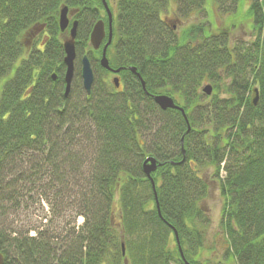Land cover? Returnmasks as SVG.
<instances>
[{"label": "trees", "instance_id": "16d2710c", "mask_svg": "<svg viewBox=\"0 0 264 264\" xmlns=\"http://www.w3.org/2000/svg\"><path fill=\"white\" fill-rule=\"evenodd\" d=\"M209 5L237 22L245 7L248 47H230L227 25L207 18L179 33L162 18L173 7L187 19ZM64 6L79 9L82 22L67 97L58 26ZM96 7L93 0H0V213L37 186L49 205L73 194L84 218L63 238L58 228L30 236L0 226V264H122L119 241L129 248L133 236L129 264H183L177 245L175 252L167 246L173 230L194 264L210 223L200 205L209 178L223 200L220 226L231 257L264 264V0H119L117 38L107 51L109 66L120 69L118 90L97 83V73L108 72L89 45ZM43 33L45 41H36ZM83 55L94 74L89 96ZM75 75L82 99L73 101ZM205 82L214 94L202 93ZM159 94L183 108L187 123L179 111L157 107L151 96ZM148 157L157 163L154 190L142 167Z\"/></svg>", "mask_w": 264, "mask_h": 264}, {"label": "rangeland", "instance_id": "374dc122", "mask_svg": "<svg viewBox=\"0 0 264 264\" xmlns=\"http://www.w3.org/2000/svg\"><path fill=\"white\" fill-rule=\"evenodd\" d=\"M107 2L108 5L111 6L110 10L113 13V10H115V0H107ZM173 9L174 7L170 12L163 15L162 18L167 24H171L174 26V30L176 33H179L182 28L188 24L207 18L208 21L213 24V27H224L225 25H227V28L229 29L230 47L245 48L250 45L252 37H250L249 31L247 30L248 23L241 18L244 15L243 11H245V7L243 8L244 10L241 11L242 13L239 14L240 16L237 18L239 20L238 22L236 20H231L226 16H221L210 5L206 7L205 12H195L190 18L187 19L176 18L177 16L175 15V10ZM228 20H230V22H228ZM232 23H235L236 25L235 28H232L230 30L229 25H232ZM45 36L46 34L44 33L40 34L38 36L39 39H36V41L44 38ZM113 78L114 77L109 73L103 74L99 72L97 73L96 79L97 83L105 82V86H112ZM119 78L121 82V77ZM229 82L230 81H224L223 84L219 86V92H222L223 88ZM207 85H210L213 91V85L210 82L203 83L202 88ZM77 93L78 84L77 76L75 75L71 93L73 101L82 99L81 94H79V97L76 98ZM212 93L214 94V92ZM207 182L208 193L206 198L200 203V205L209 218L210 223L204 233V241L201 248L202 251H200L199 249L197 256L191 259V262H194V264H236L235 260L229 253L230 251L228 249L229 245L227 242V238L220 226L223 200L220 196L218 185L210 178ZM35 187L37 186H30L28 189L22 190L20 192V195L18 196L19 200H17L15 204L3 203L5 208L4 211L0 213V226H2V228H4L8 232L13 231L21 234L27 232L30 236L35 235L37 230L51 232L53 231V229L56 230L58 228L62 231L61 237L63 238L66 237L67 232L70 229H75L76 231H78L83 227L84 218H82L81 216H76L79 208L74 206L77 203L74 202L73 194L69 195V197H66V195H64V197H62L61 199L57 198L55 200L54 197H52V199L50 200L51 205H49V202L35 191ZM52 208H55V210H52ZM128 240L132 241L129 248L134 252V244L138 239L137 237L133 236ZM166 240L168 249H171L172 252H175L177 243L175 242L173 234H167ZM120 243L123 244L122 247H124L123 249L125 251L124 261L122 264H129V258H131V255H129V248H127V244L123 241L120 240L119 244ZM194 259H196V261ZM169 264L179 263H177V261H169Z\"/></svg>", "mask_w": 264, "mask_h": 264}, {"label": "water", "instance_id": "95a60500", "mask_svg": "<svg viewBox=\"0 0 264 264\" xmlns=\"http://www.w3.org/2000/svg\"><path fill=\"white\" fill-rule=\"evenodd\" d=\"M101 2H102L103 7L105 8V10L107 12V15H108L109 34H108L107 42L102 47V53H101V58L99 60V64L103 69L110 71L114 74H118L120 72V69L113 70L112 68H110L107 57H106V49L110 45L111 38H112L111 14H110L108 6L106 4V0H101ZM67 13H68L67 7H63L59 12L58 26H59V29L61 32L65 31L68 27L69 21L67 18ZM76 26H77V23L73 22L72 26L70 28V31H69V37L66 40H64L62 43L63 53H64L63 63L65 65V72H64V77H63L64 83H65L64 92H63L64 97H67L69 95L70 87H71V83H72V79H73V75H74V61L76 58V51H75ZM104 38H105L104 23L102 21H97L96 23H94L92 30L90 32V35H89L90 47L95 51L98 50L101 47ZM80 65H81L80 76H81L82 87H83V90L85 91L86 95L88 96L90 94V91H91V88H92V85L94 82L93 71H92L90 62L86 56H83L81 58ZM128 70L131 73L136 75V77L140 81V84H141L143 91H145V93H147L145 90V83L142 80L141 76L136 72V69L133 67H130ZM51 79H52V81H56L57 75L55 73H53L51 75ZM112 82H113L115 88H119V79L118 78H114L112 80ZM211 92H212V88L210 85H207V86L203 87V89H202V93H204L207 96H209L211 94ZM152 99H153L154 103L162 111H166L169 109L178 110L181 113L183 119L187 123V119H186V116L184 114L183 109L181 107L177 106L171 97H169L167 95L160 94V95H152ZM250 99H251V104L253 106H255L258 102L257 89H253ZM188 131H189V126L187 125V132ZM142 167H143L144 174L150 180L151 185H152V189L154 190V184H153V181L151 179V173L156 170V167H157L156 160L152 157H148L144 160ZM154 197H155V201H156V195L155 194H154ZM156 206H157V202H156ZM158 214H159V211H158ZM173 233H174L176 243L178 246V250L180 253V257H181L183 263L184 264H190L189 262H187L185 260V258L183 256V253L181 251V247L179 245V239H178L177 232L175 230H173ZM122 253L124 254L123 247H122Z\"/></svg>", "mask_w": 264, "mask_h": 264}, {"label": "flooded vegetation", "instance_id": "af4514ba", "mask_svg": "<svg viewBox=\"0 0 264 264\" xmlns=\"http://www.w3.org/2000/svg\"><path fill=\"white\" fill-rule=\"evenodd\" d=\"M118 1L119 0H115V10H113V13H112L111 10H110L111 6L108 5V2L106 0V4H107L109 12L111 14V32H112L111 43H110V45L108 46V48L106 50V55H107L108 49H110L111 45L114 43V34H115V40L117 38V19H118L117 3H118ZM93 2L97 3V5L99 6V7H96V9H97V12L99 13L100 17L95 22L102 21L104 23L105 38L103 40V43H102L101 47L99 48V51L102 53V46L106 43L107 38H108V34H109V30H108V28H109L108 27L109 19H108L107 12H106L105 8L103 7V4H102L101 0H93ZM67 9H68L67 16H68V19H69V23H68L67 29L65 31L61 32L62 41H63V39L65 40V39H67L69 37V31H70V28H71L73 22L77 23L76 34H77V31H80V28H81V24L80 23H82L81 19H78L76 17L78 12H79V9H74V8L73 9H69L68 7H67ZM94 23H93V25H94ZM92 27H91V29H92ZM114 29H115V32H114ZM90 32H91V30H90ZM45 39H46V37H44L43 41H45ZM75 42H76V38H75ZM76 60L77 59H75V62H76ZM108 73L111 74L113 77H118V78L120 77L119 74H114L112 72H108ZM120 84H121V82H120Z\"/></svg>", "mask_w": 264, "mask_h": 264}]
</instances>
